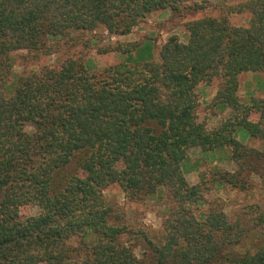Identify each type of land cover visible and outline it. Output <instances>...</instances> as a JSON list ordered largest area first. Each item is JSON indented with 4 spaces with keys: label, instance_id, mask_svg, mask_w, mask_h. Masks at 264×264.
<instances>
[{
    "label": "trees",
    "instance_id": "16d2710c",
    "mask_svg": "<svg viewBox=\"0 0 264 264\" xmlns=\"http://www.w3.org/2000/svg\"><path fill=\"white\" fill-rule=\"evenodd\" d=\"M187 1L208 0H0V264H264V211L231 220L210 207L197 217L205 188L189 185L184 168L191 148H230L236 170L214 167L213 182L246 191L261 176L264 152L236 133L264 141V98L238 96L241 74L264 72V0L229 8L250 14L247 27L226 16L189 23L185 43L171 36L161 46L160 63L146 47L135 54L141 62L96 73L67 59L8 84L15 52L38 55L49 40L98 27L126 36L152 12ZM214 80L211 105L228 116L208 130L196 91ZM112 185L132 202L164 194L170 202L160 233H136L140 257L120 240L128 230L103 193ZM26 206L38 213L21 216ZM257 233L254 251L239 247Z\"/></svg>",
    "mask_w": 264,
    "mask_h": 264
},
{
    "label": "rangeland",
    "instance_id": "374dc122",
    "mask_svg": "<svg viewBox=\"0 0 264 264\" xmlns=\"http://www.w3.org/2000/svg\"><path fill=\"white\" fill-rule=\"evenodd\" d=\"M246 0H208L203 4V8H197L196 2L187 1L179 5L177 11L171 9L152 12L144 18L130 34L126 36H112L107 33L104 27H98L94 31H71L67 35L55 40H49L48 49L38 52L18 51L12 54L14 60L13 74L9 77L8 84H12L18 75L38 72L43 67L59 68L67 59H73L85 64L89 70L96 73L102 72L105 68L120 62L133 63L141 62L143 58H136L135 54L142 48L149 47L154 62L160 63L159 52L161 46L171 36H176L181 42H186L188 38L187 26L189 23L203 18H221L226 16L230 25L234 27H247L250 20L248 12L242 14H230L229 8L236 7ZM118 49V52H113ZM131 51L130 54H121ZM238 96L242 103H249L251 99L264 98V72L243 73L238 78ZM218 87V80H214L209 85H200L196 91L198 100L197 115L198 121L204 122L206 128L211 130L228 116V111L214 109L211 105L212 95H215ZM32 131L31 127L26 128ZM237 140L258 151L264 152V141L252 139L244 129H238ZM250 141V142H249ZM187 160L184 162L186 169L185 178L189 185L200 183L205 188L203 195L205 202L200 206H193L194 214L199 217L203 212L211 207L218 211H223L233 220L238 212H252L246 216L251 219L261 210L264 211V167L258 175H251L249 179V189L240 191L229 185L218 186L213 182L214 167L219 171L233 172L236 170L235 164L232 167L227 165L230 158V148L210 153H202L199 148H191L187 151ZM220 160L222 166L212 163ZM225 162V163H224ZM220 163V164H221ZM260 169V162L256 163ZM108 202L113 204L120 213V225L125 226L128 233L121 236L120 240L130 246L135 254L140 257L145 248L144 242L138 238L136 233H145L149 237L162 231V223L165 218V208L170 205L167 196L164 194L160 198L155 196L143 201L132 202L127 199L122 189L118 185L108 187L104 192ZM258 207V209H256ZM21 216H34L38 213V208L32 206L23 207ZM249 226H252L249 223ZM260 227V226H259ZM253 232H260V228L252 229ZM251 244L242 243L239 247L254 251V247L260 245V235L252 237ZM72 245H77L74 240ZM239 247H237L239 249Z\"/></svg>",
    "mask_w": 264,
    "mask_h": 264
},
{
    "label": "crops",
    "instance_id": "0c3cea01",
    "mask_svg": "<svg viewBox=\"0 0 264 264\" xmlns=\"http://www.w3.org/2000/svg\"><path fill=\"white\" fill-rule=\"evenodd\" d=\"M211 97H212V99H213L214 96L212 95ZM249 142H250V141H249ZM243 145H244V144H243ZM245 146H246V145H245ZM247 147H248V146H247ZM220 163H221L220 160L215 161V162L212 163V166H215V165H219V166L221 165V166H222L223 163H221V164H220ZM224 163H225V162H224ZM227 165H230L229 167H232V166L234 165V163L230 160V158H229V162H226V165H224V166H225V167H228Z\"/></svg>",
    "mask_w": 264,
    "mask_h": 264
}]
</instances>
